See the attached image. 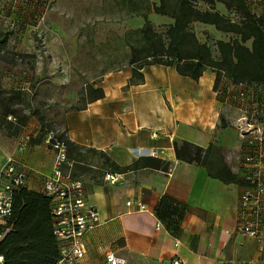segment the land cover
I'll list each match as a JSON object with an SVG mask.
<instances>
[{"label": "crops", "instance_id": "1", "mask_svg": "<svg viewBox=\"0 0 264 264\" xmlns=\"http://www.w3.org/2000/svg\"><path fill=\"white\" fill-rule=\"evenodd\" d=\"M159 4L52 0L41 37L20 24L6 38L7 48L29 54L31 61L6 63L0 58L2 88L25 91L32 113L34 105L70 107L56 116L47 108L48 118L26 115L28 132L21 134H29L30 141L16 152L29 166L26 188L42 192L52 164V150L34 137L38 118L56 120L65 137L81 147L77 157L75 152L67 155L66 168L74 165L92 173L72 174L83 181L87 200L101 217L86 236L87 264H103L108 248L127 264H165L174 255L190 264H249L257 257L256 242L233 231L247 184L237 94L244 90L251 100H264V88L234 84L224 76L215 83L210 69L195 79L173 65L137 68L129 63L131 47L145 46L141 28L146 20L157 32L173 23L170 16L153 11ZM12 15L24 19V6L17 4ZM18 138L0 132V166L17 149ZM183 142L211 149L210 158L219 157L238 180L225 182L203 165L178 159L174 147ZM151 148L163 149L166 157L150 156ZM145 157L168 167L146 166ZM108 172L120 177L110 183L104 180Z\"/></svg>", "mask_w": 264, "mask_h": 264}, {"label": "trees", "instance_id": "2", "mask_svg": "<svg viewBox=\"0 0 264 264\" xmlns=\"http://www.w3.org/2000/svg\"><path fill=\"white\" fill-rule=\"evenodd\" d=\"M194 1H201L206 8L196 7ZM216 3L223 4L237 18L220 13L215 8ZM153 11L168 15L174 21L160 33L146 20L141 28L145 46L131 47L129 63H136L137 68L154 63L173 65L180 74L195 79L204 70L210 69L215 72V83L224 76L234 84L244 83L264 88V16L251 12L246 0H177L176 5L169 8L166 0H160L159 5H153ZM192 22L212 25L216 30L231 33L232 37L216 40L215 48L212 49L198 40L190 27ZM3 38L6 40L7 34ZM142 53L144 56H140ZM95 91L102 94L99 89ZM7 92L0 87V94ZM0 102L3 103L2 100ZM2 108L0 125L3 117L14 112L8 105L3 104ZM59 139L65 142L69 157L74 152L76 157L79 155L81 147L63 133ZM174 150L178 159L205 166L213 177L225 182L238 180V176L219 157L216 160L210 158L211 149L183 142L176 144ZM100 154L107 159L103 153ZM142 160L146 166L153 168L166 170L168 167L167 163L161 164L153 157ZM111 164L116 167L114 163ZM6 227H11V230L0 240L3 264H56L59 252L52 233L49 198L42 192L27 188L16 191L13 213Z\"/></svg>", "mask_w": 264, "mask_h": 264}, {"label": "built area", "instance_id": "3", "mask_svg": "<svg viewBox=\"0 0 264 264\" xmlns=\"http://www.w3.org/2000/svg\"><path fill=\"white\" fill-rule=\"evenodd\" d=\"M11 3L7 7L10 13L20 3L25 8V18L20 20L3 13L6 0H0V16L7 20L4 21L8 25L7 29L14 30L18 24H22L32 34L41 37L43 30L48 28L46 19L52 0H11ZM237 96L242 112L237 127L247 146L243 157L246 166L244 179L247 184L240 194L233 231L256 242L257 257L248 263L264 264V100H251L244 90L239 91ZM29 139L28 134L21 135L17 149L8 152L0 166V240L11 230L6 225L13 213L14 195L27 186L29 166L16 152H23ZM45 141L51 146L53 156L50 173L45 175L42 182V193L49 198L52 233L59 252L56 264H87L84 260L86 236L101 223L100 213L87 200L83 181L66 170L70 161L65 142L52 135L51 131L47 133ZM149 154L153 157H166L163 149L151 148ZM168 172H171L170 167ZM119 177V173L108 172L104 180L114 183ZM130 203L131 201H127V204ZM137 205L142 207L140 202ZM103 257V264H127V259L111 248L104 250ZM0 262H3L2 255ZM165 264L190 263L183 257L174 255Z\"/></svg>", "mask_w": 264, "mask_h": 264}, {"label": "rangeland", "instance_id": "4", "mask_svg": "<svg viewBox=\"0 0 264 264\" xmlns=\"http://www.w3.org/2000/svg\"><path fill=\"white\" fill-rule=\"evenodd\" d=\"M177 0H166L167 7H174L176 5ZM251 12L255 13L256 15H263L264 16V0H246ZM194 5L200 9L206 8V5L203 4L201 1H194ZM11 0H6V4L4 6V12L6 13L9 17H12V13L16 12L17 9H15L12 13H10V10L7 8L9 5H11ZM7 8V9H6ZM215 8L222 14L224 15H229L231 18L236 19L237 16L234 15L231 12H228L226 8L224 7L223 4L221 3H216ZM17 18V17H16ZM47 20V19H46ZM4 21H7L4 19L2 16H0V58L1 60L6 63H16L19 61L21 64L29 63L31 61L30 57H28L29 54L23 53V52H15L9 48H7L6 41L3 38L4 34H7V38L9 39V36L11 33L20 30L21 26L18 24L17 27L14 30L7 29L8 25L4 23ZM47 25H48V20H47ZM191 29L195 32L198 40L200 42H204L207 45H209L212 49L215 48V41L218 39H223V40H228L232 37L231 33H225L221 32L219 30H216L212 25L209 24H203L200 22H192L190 24ZM165 27H160L157 28V30L160 33H163ZM33 37V36H32ZM37 44V43H36ZM17 53V54H16ZM0 87H2L0 85ZM7 90L6 88H4ZM13 90V89H11ZM31 96H27L25 91H10L8 90L7 93L5 94H0V101L2 100L3 103L0 102V114H2V105H8L11 110H14V112H9L10 118H8V115L3 117L2 124L0 125V132L2 133L3 136L9 137V139L15 140L20 137L22 134V131H27V129H24L25 126V119L27 120L26 115H32L37 118V115H44L48 118L46 114V109L50 108L51 112L54 111L55 116L57 115L56 113H61L62 108L68 109L70 107L65 106V107H44V106H35L34 105V111L32 113V106L28 105L29 98ZM35 120V118L33 119ZM36 131V134L34 135L36 140H41L43 141V144L46 145L48 148L51 149V146L49 143L45 141L46 135L49 131L52 132V135H54L56 138L59 139L60 135L63 133L59 129L58 122L56 120H46V119H39L37 121V125L34 129ZM31 135H33L30 132ZM29 135V134H28ZM30 136V135H29ZM13 137V138H12ZM19 139V138H18ZM19 141V140H18ZM30 141V139H29ZM11 142V141H10ZM49 154L48 149H43ZM51 154V153H50ZM98 156V155H97ZM67 171L69 170L72 174L76 173L77 175L82 174H90L92 173L85 172L83 169L81 170L79 167H74V165L71 168H67ZM80 177V176H79Z\"/></svg>", "mask_w": 264, "mask_h": 264}]
</instances>
